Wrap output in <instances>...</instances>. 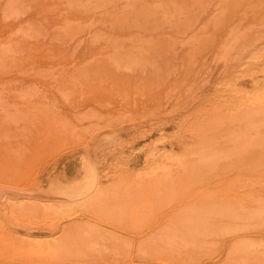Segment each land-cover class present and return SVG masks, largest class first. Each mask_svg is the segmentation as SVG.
<instances>
[{"label":"rangeland","instance_id":"1","mask_svg":"<svg viewBox=\"0 0 264 264\" xmlns=\"http://www.w3.org/2000/svg\"><path fill=\"white\" fill-rule=\"evenodd\" d=\"M165 1L0 0V264H264V214H216L264 163L205 128L264 78L227 47L264 0Z\"/></svg>","mask_w":264,"mask_h":264},{"label":"bare ground","instance_id":"2","mask_svg":"<svg viewBox=\"0 0 264 264\" xmlns=\"http://www.w3.org/2000/svg\"><path fill=\"white\" fill-rule=\"evenodd\" d=\"M147 1V0H146ZM168 0H166L165 2H167ZM175 0H169L168 2L173 4ZM177 1V0H176ZM203 2V0H200L198 3L199 5ZM145 2V1H144ZM181 2V1H180ZM201 2V3H200ZM205 2L207 3H211L212 0H205ZM204 2V3H205ZM116 3V2H115ZM147 3V2H146ZM145 3V4H146ZM168 3V4H169ZM183 3V2H182ZM137 3H135L136 5ZM145 4H141L143 8H140V7H136V8H140V9H145L144 5ZM137 6H140V5H137ZM201 6V5H200ZM212 5L211 4H208L207 7L202 10H199L198 13H194L193 17H196L197 18V21H199L201 15L203 14L204 11H207L208 7H211ZM215 6V5H214ZM219 5H217L216 7H218ZM148 8V7H147ZM201 8V7H200ZM203 8V7H202ZM175 9V7L173 8ZM178 9V8H176ZM175 9V10H176ZM199 9V8H198ZM154 10V9H153ZM152 10V11H153ZM172 10V9H171ZM180 10V9H179ZM182 10H183V7H182ZM143 11V10H142ZM195 11V10H194ZM145 12V11H144ZM154 15H152V17H158V15H161L163 17V20L164 18H166L165 14L166 13H161L159 11H153ZM185 13V12H184ZM190 13V12H189ZM192 13V12H191ZM149 14V13H148ZM170 15V12H167V15ZM182 14V13H181ZM186 14V13H185ZM141 16V15H140ZM192 16V15H191ZM152 17H149V18H152ZM161 17V18H162ZM147 18V17H146ZM147 18V19H149ZM169 18V17H168ZM156 19V18H155ZM154 19V20H155ZM150 22V21H149ZM156 27V26H155ZM180 34V33H179ZM132 36V35H131ZM229 45L227 46L229 48V50L231 48H234L238 53H240V55L242 54L243 56H249V58L251 57H257L259 55L261 56H264L262 54H264V38H260L259 36H256V35H247V34H243L241 36H237V37H233L229 42ZM10 49V48H9ZM233 50V52L235 51ZM236 52V53H237ZM172 53V52H170ZM221 53V52H220ZM230 54V53H229ZM234 53H232L233 55ZM169 55V54H167ZM165 54V56H167ZM221 56V59L220 61H224L222 60V55L219 54ZM224 56V55H223ZM170 58L171 60V57L170 55L167 56ZM165 57L164 60L161 62V65L163 67L164 70H167V68L169 67L170 64L168 63H165L167 59V61L170 63V60L169 58ZM218 58V57H217ZM246 58V57H244ZM248 58V59H249ZM235 59V58H234ZM219 61V63H220ZM228 61V60H227ZM99 62V61H98ZM97 62V63H98ZM253 62V61H252ZM261 62V61H260ZM250 63V62H249ZM100 63L97 64V66L99 65ZM221 64V63H220ZM222 65H224V62L222 63ZM100 66V65H99ZM98 68V67H97ZM216 68V67H215ZM222 68H226V66H221V68H216L215 70V75H218L220 74L219 71L222 69ZM254 68V67H253ZM252 69V68H251ZM260 69V68H259ZM262 70V69H261ZM252 71V70H251ZM249 72V71H248ZM264 72V71H262ZM236 73V72H235ZM254 74V73H253ZM238 75V74H237ZM249 75V74H247ZM164 76V75H163ZM234 76V75H233ZM244 76V75H243ZM237 77V76H236ZM235 77V78H236ZM251 78V77H250ZM237 79V78H236ZM170 81V85L172 83V79H168ZM253 80V79H252ZM136 82H139V80H137ZM231 82V81H230ZM142 83L148 85L149 87L151 85H153L154 83H156V77L155 75H153V73L149 74L148 76H146V80H143ZM168 83V82H167ZM178 83V82H177ZM259 85V87H252L251 89H248L247 93H246V96H247V99L244 97V100L246 99L247 102L245 101L246 104L249 105V107H247L245 105V107H247L246 109L244 108L243 111L242 109L240 111H242L241 113L240 112H235L234 115L232 113V116H218V117H209L208 118H212V120L209 122L208 118H206L205 120L207 121V123L205 124V128L206 129H211L210 131L212 133H216L215 131H218L217 133H219L222 137L223 140H229L228 137L230 138H236L238 137V142L241 141L243 143V146L241 147V155L240 157H238L239 159H241L238 163H236V165H240L242 163H246V162H262L264 163V103H262V101H264V99H261V98H264L262 97V95H264V78H261V80H258V82H256L255 85ZM157 86V84H155ZM233 86V84H232ZM175 87V86H174ZM152 89V87H150ZM236 88V87H235ZM238 88V87H237ZM236 88V89H237ZM234 89V88H233ZM235 89V90H236ZM169 92H174L170 91V89H168ZM246 91V90H244ZM178 92V91H177ZM157 93V92H155ZM243 93V92H242ZM158 94V93H157ZM173 94V93H172ZM226 94V93H225ZM241 94V93H240ZM164 95H166L164 93ZM174 95V94H173ZM181 95V94H180ZM234 96V95H233ZM240 96V95H239ZM174 97V96H173ZM235 97V96H234ZM179 98V95L178 97ZM232 98V97H231ZM237 98V97H235ZM239 99H242V97L240 96ZM148 100V99H147ZM236 100V99H235ZM238 100V99H237ZM236 100V102H237ZM243 100V101H244ZM159 100H157L155 98V95H153L150 99L149 102L153 103V104H157ZM240 101V100H239ZM242 101V100H241ZM240 101V102H241ZM242 101V103H244ZM148 102V101H147ZM223 102V101H222ZM222 102L220 101V105H222ZM226 104L227 102L224 101ZM235 102V104H236ZM239 102V103H240ZM234 103V102H233ZM238 103V102H237ZM238 103V104H239ZM237 104V105H238ZM239 106V105H238ZM223 107V106H222ZM156 108V107H155ZM219 108V107H217ZM221 108V107H220ZM241 108V106L239 107ZM228 110V108H227ZM227 110H225V112H227ZM236 110V109H235ZM233 111V110H232ZM238 111V110H237ZM220 112V111H219ZM231 112V111H230ZM140 114V113H139ZM141 114H144L141 112ZM231 115V113H229ZM224 115V113H223ZM128 118V117H127ZM123 119V118H122ZM130 119V118H129ZM126 120V119H125ZM124 120V121H125ZM122 121V120H121ZM115 123V122H114ZM123 123V122H122ZM111 124V123H110ZM120 124V123H119ZM33 126V125H32ZM108 126V125H107ZM101 130V129H100ZM99 131V130H98ZM92 135V134H91ZM89 137V136H88ZM72 139V138H71ZM74 140V139H72ZM76 141V140H75ZM72 143V142H71ZM69 144V143H68ZM73 144V143H72ZM238 144V143H237ZM70 145V144H69ZM240 150V151H241ZM227 151V150H226ZM225 152V151H224ZM239 153V152H238ZM243 153V154H242ZM226 158V157H224ZM222 157V159H224ZM235 163V162H234ZM238 165V166H239ZM233 166V164L231 165ZM237 166V167H238ZM239 175V176H238ZM236 176L238 177H241L240 173H236ZM261 176H264V171H258V173L256 174L255 177L252 176V174H243V178L246 179V180H254L256 179L257 177H261ZM237 177V178H238ZM169 197V196H168ZM227 197V196H226ZM225 196L223 198H226ZM229 200H225L222 203H220L217 207H218V210H217V213H220L221 215H224V216H228V219L229 217H237L235 216L236 214H238V217L237 218H241L242 216H247L249 214H251L252 217L254 216H258L260 214H264V192H261L260 195H257V196H253L251 198V200H247L245 201L244 203H241V202H238L236 203V206L237 204L240 205V207H233V202H234V199H230V197L228 198ZM168 200V198H167ZM220 207V208H219ZM216 208V207H215ZM214 209V208H213ZM234 211V212H233ZM214 212V211H213ZM223 217V216H222ZM246 217V218H247ZM187 219V218H186ZM241 219H244L243 217ZM189 220V219H188ZM233 220V219H232ZM227 224V225H226ZM222 223V227L224 228V225L225 227L228 226V225H232V223L228 224V223ZM232 226H235V224L233 223ZM229 228H231L229 226ZM236 228V226H235ZM238 228V227H237ZM225 229H228V228H225ZM197 230V229H196ZM248 240V237L242 239V240ZM250 239V238H249ZM240 240V239H239Z\"/></svg>","mask_w":264,"mask_h":264}]
</instances>
